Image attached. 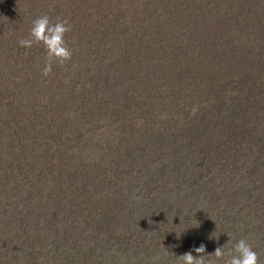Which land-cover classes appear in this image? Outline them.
I'll use <instances>...</instances> for the list:
<instances>
[{"label": "rangeland", "instance_id": "obj_1", "mask_svg": "<svg viewBox=\"0 0 264 264\" xmlns=\"http://www.w3.org/2000/svg\"><path fill=\"white\" fill-rule=\"evenodd\" d=\"M218 2L212 3L213 11L208 15L196 17L199 29L193 36L171 40L167 34L153 42L148 34H139L142 29L134 25V33L139 34L136 37L141 38L136 48L156 61L154 72L141 75L142 87L138 91L142 99L147 95L144 89L168 80L176 84L189 65H199L196 79L200 82L193 88L202 86L199 95L213 103L203 106L192 130L180 132L165 120L159 124L148 120L149 143L133 142L132 138L117 142L115 145L122 149L110 163L111 172L97 182L104 186L103 199L87 209L88 191L80 201L83 205L71 200L62 209L44 214V224L52 237L50 244L42 241L35 251L31 249V264H70L68 257L79 247L81 255L86 252V264L91 260V264H117L116 260H120L119 264H162L163 254L156 247L162 246L164 254H168L170 243L180 245V255L201 244L205 246L204 255L222 247L226 259L240 239L252 245L260 264H264V12L256 14L264 0ZM92 5L104 9L99 2ZM131 5L129 0L126 6ZM138 12L146 15L143 8ZM46 15L50 23L56 21L54 15ZM66 44L69 45L67 39ZM151 47L154 54H147L145 51ZM120 54L127 64L128 54ZM151 59L140 62L149 64ZM180 66L183 71L179 72ZM230 78L240 81L235 94L230 89ZM104 82L91 87L95 88L86 99L88 107L109 116L121 113L131 94L119 95L117 81ZM228 97L231 103L224 104L225 108H214L218 104L215 101ZM142 99L145 109L141 116L146 121L154 98L149 97V103ZM56 105L44 119L38 117L42 124L47 121V127L64 114ZM233 106L239 111L235 112ZM211 125L215 138L208 145L206 135ZM124 126L125 131L119 135H131L127 128L131 125ZM0 153L2 157L7 154L4 149ZM14 198L16 202L6 204L11 214L20 213L23 205L20 196ZM108 242L116 254H105L101 259L100 244ZM192 254L197 255L194 251ZM10 264L20 262L12 259ZM217 264H224V260Z\"/></svg>", "mask_w": 264, "mask_h": 264}, {"label": "trees", "instance_id": "obj_2", "mask_svg": "<svg viewBox=\"0 0 264 264\" xmlns=\"http://www.w3.org/2000/svg\"><path fill=\"white\" fill-rule=\"evenodd\" d=\"M128 1L0 0V152L4 149L7 153L5 157L0 153V264H10L12 259L31 264V249L35 251L42 241L50 244L52 236L43 220L48 211L62 209L71 200L83 205L80 201L88 191L87 209L103 199L104 186L97 182L110 174V163L122 149L115 145L117 142L132 138L133 142L149 143L148 120L157 124L165 120L180 132L192 130L203 106L213 103L199 95L202 86L193 88L200 82L196 79L199 65L195 68L189 65L187 71L180 66L179 72H185L182 79L176 84H169L168 80L146 88L143 92L147 95L142 99V92L138 91L142 87L141 75L154 72L156 61L136 48V41L141 39L136 36L148 34L153 42L167 34L171 40L193 36L199 29L196 17L208 15L213 11L212 3L218 0H145L142 5L139 4L142 0H131L133 5L127 7ZM94 2L104 9L92 5ZM142 8L146 15L138 12ZM263 12L261 3L256 14ZM44 13L54 15L55 22L66 20L71 25L65 42L69 41L66 45L72 58L62 66L54 63L48 77L41 75L46 55L43 46L34 44L26 49L18 45L19 40L28 36L33 20ZM134 25L142 29L139 34L134 33ZM121 51L128 54L127 64ZM145 52L154 54L152 47ZM141 59L151 60L143 65ZM201 67L207 71L206 66ZM115 73L118 75L112 79ZM231 78L229 85L235 94L240 81ZM102 80L104 84L117 81L115 88L119 95L131 94L121 113L109 116L88 107L86 99L95 88L91 87ZM161 91L166 93L162 95ZM149 97L154 98L152 104ZM141 99L148 101L151 109L146 121L141 116L145 109ZM228 99L215 101L218 104L214 108L222 110L224 104L231 103L230 99L225 102ZM55 104L61 106L64 114L47 127V121L42 124L38 117L48 116ZM233 108L239 111L236 106ZM126 124L131 125L126 126L131 135L127 132L120 136ZM208 127L209 145L215 138V129L212 125ZM92 186L94 190H89ZM17 196L23 205L20 213L11 214L6 204L16 202ZM101 247V259L105 254L115 256L111 243L100 244ZM179 247L168 244V254H164L162 246L156 247L163 254L162 264L167 261L176 264L181 256ZM79 248L73 247L74 253L68 257L70 264L88 262L86 252L81 255Z\"/></svg>", "mask_w": 264, "mask_h": 264}, {"label": "clouds", "instance_id": "obj_3", "mask_svg": "<svg viewBox=\"0 0 264 264\" xmlns=\"http://www.w3.org/2000/svg\"><path fill=\"white\" fill-rule=\"evenodd\" d=\"M71 31V25L66 20H57L50 23L48 15L42 14L32 22V27L26 38L18 41L23 48H31L34 44L42 45L45 55V66L41 75L48 77L51 74L53 64L64 65L72 58V51L67 47L65 34ZM194 251L197 255L192 254ZM192 251L184 253L177 260L179 264H217L223 259L224 264H260L258 253L245 239H240L227 253L222 247H218L211 255H204L205 246L201 244Z\"/></svg>", "mask_w": 264, "mask_h": 264}]
</instances>
